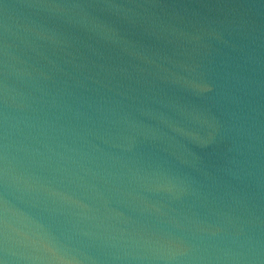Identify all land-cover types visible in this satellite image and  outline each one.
<instances>
[{"label":"water","instance_id":"obj_1","mask_svg":"<svg viewBox=\"0 0 264 264\" xmlns=\"http://www.w3.org/2000/svg\"><path fill=\"white\" fill-rule=\"evenodd\" d=\"M0 264H264V0H0Z\"/></svg>","mask_w":264,"mask_h":264}]
</instances>
